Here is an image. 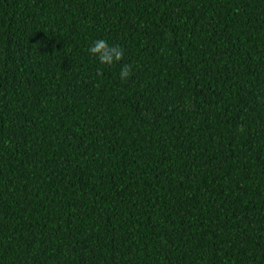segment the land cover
<instances>
[{
	"label": "trees",
	"instance_id": "16d2710c",
	"mask_svg": "<svg viewBox=\"0 0 264 264\" xmlns=\"http://www.w3.org/2000/svg\"><path fill=\"white\" fill-rule=\"evenodd\" d=\"M0 264H264V0H0Z\"/></svg>",
	"mask_w": 264,
	"mask_h": 264
},
{
	"label": "clouds",
	"instance_id": "9594fccd",
	"mask_svg": "<svg viewBox=\"0 0 264 264\" xmlns=\"http://www.w3.org/2000/svg\"><path fill=\"white\" fill-rule=\"evenodd\" d=\"M89 52L98 58L100 63L104 65H113L124 58V50L119 45H109L104 39H97L90 46ZM133 66L124 64L120 71L121 81H126L132 75Z\"/></svg>",
	"mask_w": 264,
	"mask_h": 264
}]
</instances>
